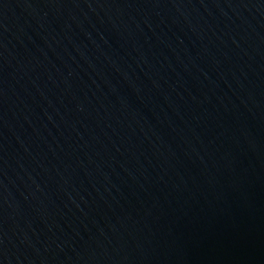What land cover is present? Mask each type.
I'll return each instance as SVG.
<instances>
[{"label":"water","instance_id":"water-1","mask_svg":"<svg viewBox=\"0 0 264 264\" xmlns=\"http://www.w3.org/2000/svg\"><path fill=\"white\" fill-rule=\"evenodd\" d=\"M0 264H264V0H0Z\"/></svg>","mask_w":264,"mask_h":264}]
</instances>
